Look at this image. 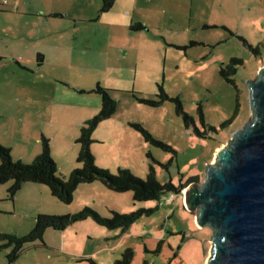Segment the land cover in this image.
Returning <instances> with one entry per match:
<instances>
[{
	"label": "rangeland",
	"instance_id": "1",
	"mask_svg": "<svg viewBox=\"0 0 264 264\" xmlns=\"http://www.w3.org/2000/svg\"><path fill=\"white\" fill-rule=\"evenodd\" d=\"M3 1L0 52L11 56L0 58V142L13 160L29 163L36 147L40 152L34 128L41 123L58 172L67 176L78 167L76 138L100 109L101 95L90 91L100 83L117 107L94 132L97 167L112 174L126 167L145 178L153 166L159 180L176 189L162 194V202L135 201L130 190L94 181L80 184L64 203L44 184L26 183L14 200L7 198L11 181L0 185V232L19 236L34 227L38 213L153 209L126 228L91 217L46 228L43 241L26 244L12 263L10 248H1L0 264H88L82 257L114 264L128 247L134 250L130 264H206L212 230L197 226L196 212L184 207L183 188L204 180L205 164L252 113L246 80L264 67V0H116L105 12L103 0ZM50 12L63 16L40 25V15ZM138 22L145 27L132 30ZM38 53L45 55L42 65ZM158 85L170 98L145 102L160 99ZM175 98L203 136L185 127ZM135 124L168 148L145 140Z\"/></svg>",
	"mask_w": 264,
	"mask_h": 264
},
{
	"label": "trees",
	"instance_id": "2",
	"mask_svg": "<svg viewBox=\"0 0 264 264\" xmlns=\"http://www.w3.org/2000/svg\"><path fill=\"white\" fill-rule=\"evenodd\" d=\"M116 0H103L101 11L105 12L112 8ZM3 3H5L3 1ZM55 17H62L63 13H52ZM132 30H140L145 27L141 22L132 24ZM245 41V40H244ZM246 42V41H245ZM247 44V43H246ZM38 64L43 61V54H37ZM236 62V60H232ZM220 73L225 74L226 71L222 68ZM159 92L157 96L159 100L144 99L145 102L152 105H158L165 99L170 98L163 90L161 85H158ZM90 91L101 95V106L97 113L86 119L80 129V133L76 138L79 144L76 161L79 163L70 171L67 176H63L58 172V165L54 160L51 152L50 138L42 134L40 136L41 150L34 159L25 163L20 160L14 161L11 155V149L0 143V185H4L11 181L7 188V198L14 200L15 196L26 183L44 184L49 188L50 193L59 201L70 203L73 199V194L76 188L83 183L94 181L101 182L108 189L113 191L132 192L133 200H161V195L169 193L176 189L170 182H161L157 176L156 169L150 166L145 178L134 175L129 168L119 167L117 173H109L106 169L97 167L95 164V156L92 150V143L96 141L94 132L98 125L114 114L117 107V101L114 99L108 88L97 83ZM176 112L183 116L186 128L192 129L198 136H203L196 128L193 118L183 110L180 101L175 98ZM203 122V118L201 117ZM228 121L222 123L226 125ZM145 137V140L150 141L163 148H168L166 144L152 136L142 125L135 124ZM214 130L213 126H208ZM152 208H139L127 213L113 210L111 215L104 216L90 206H85L81 210L74 213L52 214L38 213L35 216L34 227L24 235H17L8 232H0V249L10 248L7 253L9 263L16 261L24 246L36 240L43 241V234L46 228L61 230L76 222L82 221L91 217L95 222L108 228H126L143 213H150ZM134 256V250L131 247L126 248L119 258L114 261V264H130ZM88 264H99L91 257H82ZM143 264H147L144 262Z\"/></svg>",
	"mask_w": 264,
	"mask_h": 264
},
{
	"label": "water",
	"instance_id": "3",
	"mask_svg": "<svg viewBox=\"0 0 264 264\" xmlns=\"http://www.w3.org/2000/svg\"><path fill=\"white\" fill-rule=\"evenodd\" d=\"M251 115L185 191L184 207L212 230L206 264H264V67L246 80Z\"/></svg>",
	"mask_w": 264,
	"mask_h": 264
},
{
	"label": "crops",
	"instance_id": "4",
	"mask_svg": "<svg viewBox=\"0 0 264 264\" xmlns=\"http://www.w3.org/2000/svg\"><path fill=\"white\" fill-rule=\"evenodd\" d=\"M53 13V12H52ZM52 13L50 12V13H43L42 15H40V22L42 23H40V25H47V23H49V18H51V17H55V16H53L52 15ZM55 13V12H54ZM46 16V18H44ZM57 18H59V17H57ZM41 28V27H40ZM50 49H52L53 50V46H51L50 47ZM52 50H50V51H52ZM42 52H44V51H42ZM8 55H10L9 53H8ZM8 55H5V53H3V52H0V58L2 59V58H4L3 56H8ZM11 56V55H10ZM8 59H10L9 57H7ZM44 60H46L45 59V55L43 54V61H42V63L41 64H39V65H42L43 63H44ZM19 64V63H18ZM24 65H25V63H22L20 66L21 67H24ZM16 68L17 67H15V66H13L12 65V68H11V70H14V72L16 71ZM3 69V67L0 65V71ZM10 70V71H11ZM6 71H7V69H6ZM5 71V72H6ZM8 91V90H7ZM6 91V92H7ZM34 129H38V132H40V134L42 135V134H44L45 133V131H46V128L44 127V125L43 124H41L40 123V126L37 124V126H36V128H34ZM1 143V142H0ZM4 145V144H3ZM6 146V145H5ZM10 148V147H9ZM11 149V148H10ZM51 151H52V149H51ZM34 152L35 153H33V156H36L37 155V153L39 152V149L36 147V149L34 150ZM35 154V155H34ZM26 185V184H25ZM24 185V186H25ZM26 188H27V186H25ZM33 187L34 186H30V187H28L29 189H33ZM22 189H23V187H22ZM32 191V190H31ZM44 192V191H43Z\"/></svg>",
	"mask_w": 264,
	"mask_h": 264
},
{
	"label": "built area",
	"instance_id": "5",
	"mask_svg": "<svg viewBox=\"0 0 264 264\" xmlns=\"http://www.w3.org/2000/svg\"><path fill=\"white\" fill-rule=\"evenodd\" d=\"M4 2H6V1L4 0Z\"/></svg>",
	"mask_w": 264,
	"mask_h": 264
}]
</instances>
